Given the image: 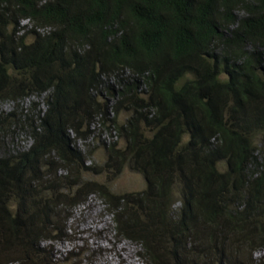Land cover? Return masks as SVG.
I'll list each match as a JSON object with an SVG mask.
<instances>
[{"label":"trees","instance_id":"16d2710c","mask_svg":"<svg viewBox=\"0 0 264 264\" xmlns=\"http://www.w3.org/2000/svg\"><path fill=\"white\" fill-rule=\"evenodd\" d=\"M32 93L45 94L44 110L20 105ZM8 101L0 145L18 130L33 144L0 158V235L39 251L59 211L99 195L148 264H249L264 249V148L249 130L264 123V0H0V104ZM128 105L137 113L121 123ZM97 125L125 140L123 152L115 140L108 150L144 174L146 190L81 185L91 168L77 141ZM48 161L73 187L12 215L2 195L24 200L37 188L29 174Z\"/></svg>","mask_w":264,"mask_h":264},{"label":"rangeland","instance_id":"374dc122","mask_svg":"<svg viewBox=\"0 0 264 264\" xmlns=\"http://www.w3.org/2000/svg\"><path fill=\"white\" fill-rule=\"evenodd\" d=\"M26 22L22 23L25 24ZM10 82L18 84L21 81L19 78L12 76ZM11 85V84H10ZM36 96L33 98L21 101L20 105L24 108L32 105V102L37 110L39 111L45 109L44 105V93H32ZM31 94V95H32ZM31 100V101H30ZM15 103L12 101L0 104V114L2 111L9 112L13 110ZM250 114L252 110L248 108ZM225 118L232 120V113L230 111V105L224 107ZM134 106L128 105V107L123 106L121 113L119 114V121L125 123L130 116L136 114ZM37 114V111H34ZM240 124L242 120L239 116L238 118ZM32 120L34 121V116L32 115ZM252 121V120H251ZM249 121V122H251ZM11 123V122H10ZM9 123V125H10ZM260 123V122H259ZM249 127V126H248ZM14 130V128H13ZM145 131L150 130V127L144 129ZM249 130L256 138V143L259 147L264 148V123L261 126L255 124L251 126ZM15 139L11 138L14 143L8 138L4 141V144L0 145V158L4 156L12 148L27 149L33 144V139L30 134L26 132L15 131ZM185 139L187 136H184ZM115 140L118 141V145L115 148L116 152H122L125 150V140L123 138H118L116 132H110L107 130H102L99 133L92 135L87 141H77V147L86 156V166L90 167V170H81L79 173L81 175V185L84 181H95L98 185L104 186V189L114 193L116 196L126 195V194H137L146 190L147 182L146 178L141 171L133 169L132 165L125 160H122L119 155L113 154L108 150L110 143ZM16 150V149H15ZM264 153V152H263ZM260 163L262 164V156H260ZM59 168L58 164H52V161H48L46 164L39 165L35 171H31L29 176H31V181L37 188L28 187L31 193L24 200H18L12 198L4 197L2 203L6 208L16 215V210L18 207H25L26 209H39L41 210L45 206H48V201L54 196H57L58 190H64V192H69V187H73L74 182H58L56 176H66L68 171L61 170L57 174L56 169ZM222 169H225L221 166ZM52 182V187L49 190L48 186ZM174 183H176L173 190L175 195H173V202H178V192H179V179L174 177ZM66 186V187H64ZM77 188L72 189V193L76 192ZM46 190V191H45ZM43 195V198H39ZM99 195H93L88 198V201L73 207L72 209H64L58 212V216L54 217L52 226L48 228L47 234L50 236L49 239H44L39 241V251L29 250L32 249L31 246L25 247L23 241H13L9 236L4 234L0 235V243L5 239L9 240L8 247L4 249L0 246V262L5 263V261H15L20 260L21 264H105L110 260H113L114 264H122L121 258L113 256L110 252H102L98 250L100 248H88L85 245V241L81 236H77L78 226L85 228L89 227L92 229L93 237H100L102 234H108L110 240L103 241L104 246H111L112 242L119 240L124 243V246L128 252V263L129 264H148L145 262L144 248L141 244L131 241L123 236L118 235L115 223V215L111 213V208L105 199L99 198ZM70 199L66 196L62 199ZM134 198V197H132ZM38 201V202H37ZM37 202V206H36ZM57 202V201H56ZM1 204V203H0ZM176 209V208H174ZM38 210V211H39ZM96 228L103 231L97 232ZM55 229V230H54ZM111 241V242H110ZM61 243V244H60ZM51 244L62 245L66 244L67 248L64 250L54 252L51 248ZM69 247V248H68ZM159 248L163 250L165 254H168L170 249L167 245H164V241L159 242ZM27 250L30 252L27 253ZM109 256V257H108ZM27 258V260H26ZM35 259V260H34ZM109 259V261H108ZM117 262V263H116ZM209 261H197V264H210ZM246 263H249L248 261ZM249 264H264V249L256 250L253 254V262Z\"/></svg>","mask_w":264,"mask_h":264},{"label":"bare ground","instance_id":"6f19581e","mask_svg":"<svg viewBox=\"0 0 264 264\" xmlns=\"http://www.w3.org/2000/svg\"><path fill=\"white\" fill-rule=\"evenodd\" d=\"M97 230H99V231H97ZM96 231L101 232L103 230H102V228L101 229L96 228ZM76 235L81 236L84 239L86 247L93 248V249L100 248L98 250H102V252L104 251V253L110 252L113 256H117V257L121 258L122 264H129L128 263V252H127L123 242H120L119 240H117V241L112 242L111 246H109V247L104 246L102 240L109 241L110 240L109 235L108 234H102V235H100V237H93L92 229H90L89 227L82 228V227L78 226ZM51 248L53 249L54 252H56V251L58 252L60 250H64L65 248H67V246H66V244H62V245L51 244ZM113 260L109 261V259H108L109 262H107L105 264H114Z\"/></svg>","mask_w":264,"mask_h":264},{"label":"clouds","instance_id":"9594fccd","mask_svg":"<svg viewBox=\"0 0 264 264\" xmlns=\"http://www.w3.org/2000/svg\"><path fill=\"white\" fill-rule=\"evenodd\" d=\"M31 98H33V97H31ZM29 99H30V98H29ZM92 129H94V132H93V134L90 135V137H91L92 135H94V134L99 133V132L102 131V130L99 129L98 125H97V127H96V126H95V127L93 126ZM104 130H106V129H104ZM107 131H109V130H107ZM114 132H116V131H114ZM90 137H89V138H90ZM87 140H88V139H86V140H78V141H87ZM3 264H18V263L9 262V263H3Z\"/></svg>","mask_w":264,"mask_h":264}]
</instances>
